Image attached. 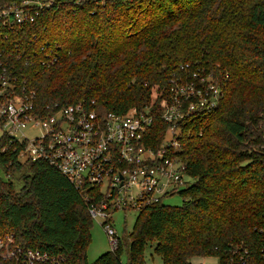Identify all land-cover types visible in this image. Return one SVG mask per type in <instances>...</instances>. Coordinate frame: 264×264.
<instances>
[{"label":"trees","instance_id":"16d2710c","mask_svg":"<svg viewBox=\"0 0 264 264\" xmlns=\"http://www.w3.org/2000/svg\"><path fill=\"white\" fill-rule=\"evenodd\" d=\"M22 1L0 0V11ZM42 2L33 23L0 18V50L21 78L20 90L33 94L35 115L77 104L119 115L150 108L149 144L158 147L176 82L197 72L220 90L218 105L186 126L191 135L175 152L191 181L179 193L183 204L138 213L126 264H147L149 243L163 264L227 259L237 250L261 263L264 0ZM15 148L0 140V167L21 183L17 189L0 178V235L14 233L20 245L62 264H125L122 239L119 249L89 261L93 220L83 197L48 163L20 162Z\"/></svg>","mask_w":264,"mask_h":264},{"label":"built area","instance_id":"2783aa9c","mask_svg":"<svg viewBox=\"0 0 264 264\" xmlns=\"http://www.w3.org/2000/svg\"><path fill=\"white\" fill-rule=\"evenodd\" d=\"M44 6L42 0H23L1 10L0 18L5 24L33 23ZM55 62V56L48 57V64ZM20 80L9 66L7 53L0 50V140L6 137L17 146L20 162L44 161L66 177L83 197L92 220L104 227L112 251L121 244L114 227L115 212L136 209L139 213L189 185L190 178L175 155L180 138L191 135L186 126L214 109L220 99L210 77L196 72L191 79L176 82L172 100L162 112L167 131L162 144L155 147L149 144L155 121L150 108L119 115L77 104L40 117L33 113V94L20 90ZM35 129L40 133L30 139L26 131ZM217 259V264H264V250L261 263L248 251L238 250L227 259ZM62 262L61 257L20 245L14 233L0 235V264Z\"/></svg>","mask_w":264,"mask_h":264},{"label":"rangeland","instance_id":"374dc122","mask_svg":"<svg viewBox=\"0 0 264 264\" xmlns=\"http://www.w3.org/2000/svg\"><path fill=\"white\" fill-rule=\"evenodd\" d=\"M104 1V0H103ZM39 130H27L26 135L33 139L36 135H39ZM0 178L5 180H12L17 189L21 188V183L18 181V177L12 178L11 176H6L5 171L0 167ZM163 203L172 207H180L183 204V198L178 193L167 197L163 200ZM138 218V210L128 209L119 210L114 213V227L118 233V236L122 239L125 249L128 247L129 235L134 229ZM92 241L88 248V259L90 262H94L101 255L112 251V247L109 242V238L106 231L100 222L93 221V227L91 230ZM128 249L125 251L123 260L126 262ZM145 259L147 264H162V259L160 256L154 254V243H149L145 249ZM192 264H217V258H194L191 261Z\"/></svg>","mask_w":264,"mask_h":264},{"label":"crops","instance_id":"0c3cea01","mask_svg":"<svg viewBox=\"0 0 264 264\" xmlns=\"http://www.w3.org/2000/svg\"><path fill=\"white\" fill-rule=\"evenodd\" d=\"M126 249H128V247L126 248ZM123 262L126 264L127 262H128V255H127V259H126V262L123 260ZM161 264V263H160ZM162 264H163V262H162Z\"/></svg>","mask_w":264,"mask_h":264}]
</instances>
